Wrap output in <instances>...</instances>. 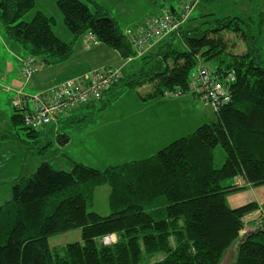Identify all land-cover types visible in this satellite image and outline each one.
I'll list each match as a JSON object with an SVG mask.
<instances>
[{"label":"trees","instance_id":"1","mask_svg":"<svg viewBox=\"0 0 264 264\" xmlns=\"http://www.w3.org/2000/svg\"><path fill=\"white\" fill-rule=\"evenodd\" d=\"M87 1L56 0L70 42L55 35L54 19L41 12L28 22L21 20L35 7L34 0H0V25L9 41L42 62L41 69L67 62L75 43L87 35L122 60L132 57L118 25L100 5ZM199 1L210 5L218 0ZM189 18L141 57L143 64L121 77L109 93L122 82V89L150 87L143 101L177 89L182 96L190 93L191 70L203 65L220 83L234 73L231 101L212 111L190 93L213 113L214 121L149 157L103 170L72 163L70 172L43 162L30 176L19 177L11 199L0 206V264H221L237 241L232 264H264V227L244 238L239 235L243 219L257 212L258 204L231 209L226 203L228 195L245 189L237 188L238 179L264 186V60L259 46L263 15L208 14L184 27ZM236 39L243 45L239 52L234 51ZM11 122L28 137L40 136L24 126L16 111ZM58 139L61 144L67 141L65 135ZM219 146L225 160L215 169L213 151ZM101 185L110 187L111 214L105 217L87 211V199ZM66 189L75 194L55 201ZM261 217L264 222V204ZM77 228L81 242L49 246L50 236ZM108 236L114 241L105 243Z\"/></svg>","mask_w":264,"mask_h":264},{"label":"rangeland","instance_id":"2","mask_svg":"<svg viewBox=\"0 0 264 264\" xmlns=\"http://www.w3.org/2000/svg\"><path fill=\"white\" fill-rule=\"evenodd\" d=\"M81 1L88 3L87 0ZM92 1L100 5L118 25L120 31L124 32L125 29L142 24L152 16L168 11L171 6L173 9L178 10L179 5L184 0ZM34 2L35 7L26 13L21 20L28 22L36 12H41L54 19L55 24L52 29L55 35L65 42H70L72 36L63 23V18L56 6V0H34ZM208 14L217 17H251L256 16L258 12L256 11V5L252 4L250 0H218L210 5L197 1L195 8L190 13L189 20L183 26L192 25L195 22L194 19H200ZM133 24L135 25L132 26ZM0 33L2 37L5 36L1 25ZM227 38L234 40L233 35H228ZM236 40L238 46L234 51L239 52V50H242L243 45L238 39ZM259 46L262 48L260 55L264 60V44H261V40ZM76 47H78V42L74 45L75 51ZM0 50H2L1 40ZM108 51L113 52L109 49ZM18 52L23 53L20 48ZM26 56L28 55L20 58ZM110 57V55H99L98 59L106 61ZM95 61L96 56L83 57L76 53L69 61L56 66H46L35 76L36 78L40 75L41 77L46 76L45 83L48 84L46 88L48 89L59 82L73 78L74 75L94 69L93 67L96 66ZM142 64L143 61L140 58L135 59L131 61V64H128V68L133 72ZM128 72V69L122 71L124 77ZM0 85L4 84L0 82ZM121 85L122 82L118 84L119 87L114 92H107L103 99L70 111L68 116L61 119L57 124H50L37 129L40 133L37 139L27 137L24 132L17 139L9 135L10 129L5 122V113L0 112V132L10 136L0 142L1 161L5 157L17 156L20 154L21 149L26 150V145L29 152L24 159V167L14 165L16 161L21 160L20 156L22 154L16 158L3 161L0 166L5 165L6 170L12 175H18L21 171V176L24 177L34 173L43 162L48 163L57 171L70 172L72 163H81L97 170H103L108 166L149 157L174 140L190 134L200 125L214 121L213 113L203 109L197 99L190 93H185L179 97L174 95L164 96L156 99V101H143L141 97L150 91V87L122 89ZM36 93V91H31L25 95L32 97ZM7 96L10 95L0 91V105L2 109H6L11 115L13 108ZM28 100L31 102L30 99ZM103 106L105 107L103 108ZM62 135L67 137V141L63 144L58 139ZM38 139L39 142H35ZM44 145H46V148L40 150V147ZM135 145L136 147L139 145L141 149L128 150V148L132 149ZM31 152L33 156L30 155ZM224 160L225 154L222 148L220 146L216 147L213 151L214 168H220ZM2 183L8 187L10 198L15 180L11 182L2 179ZM109 193L110 187L108 185L95 187L91 199H87V211L96 212L103 217L109 216L111 214L108 201ZM73 194H75L73 189H66L54 197V200L58 201ZM160 200L157 201V205H161ZM151 214H153V211ZM251 214L247 215V223L251 221V218H248ZM250 223L252 222L248 224ZM75 242H81V229L79 228L55 234L48 238L50 247L61 248ZM237 249L238 241L226 250L221 264H232Z\"/></svg>","mask_w":264,"mask_h":264},{"label":"built area","instance_id":"3","mask_svg":"<svg viewBox=\"0 0 264 264\" xmlns=\"http://www.w3.org/2000/svg\"><path fill=\"white\" fill-rule=\"evenodd\" d=\"M199 0H184L179 5L178 10H166L159 15L152 16L142 24L127 28L123 35L129 42L134 55L125 60L130 63L135 59L143 57L151 51L165 37L178 29L189 17ZM95 37L87 35L82 40L85 50H90L97 45ZM19 61L18 74L23 83H27L42 68L39 59L26 56L17 57ZM210 72L203 66L198 65L191 70L188 77V92L195 94L203 107L216 111L219 105L226 104L232 99L229 88L234 82V73L227 77V81L217 82L210 77ZM122 77L120 68L100 67L86 72L82 75L59 82L56 85L28 97L22 92H17L12 105L17 114L23 118L24 126L33 130L42 128L50 124H57L60 119L68 116V113L82 105H88L102 99L109 90L119 82ZM2 72L0 70V82ZM6 93L11 92V88L0 85ZM182 92L169 91L165 96H179ZM31 102H29V100ZM237 188H245L246 185L241 180H236ZM249 217V216H248ZM247 216L243 219V227L247 226ZM258 224V223H256ZM254 224V225H256ZM252 225V226H254ZM105 243L114 241L113 236L104 238Z\"/></svg>","mask_w":264,"mask_h":264},{"label":"crops","instance_id":"4","mask_svg":"<svg viewBox=\"0 0 264 264\" xmlns=\"http://www.w3.org/2000/svg\"><path fill=\"white\" fill-rule=\"evenodd\" d=\"M250 1L252 4L256 5V11L258 13H261L263 15V19H264V0H250ZM170 9H173V7L171 6ZM134 25L135 24H133L132 26H134ZM0 40H1V44H2V50H0V70L2 72L1 83L10 87L12 90L11 92L6 93V94L10 95L9 97L8 96L7 97H8V100L11 101V105H12L13 99L17 96V92H19V91L22 92L23 94H26V93H30L31 91H36L37 93H40L41 91L45 90L48 87V84L45 83L47 80L46 76L41 77V75H40L36 78V76H35L36 74H35L34 75L35 77L33 76V78L28 83H26V84L23 83V81L20 79L19 74H18L19 61L17 60V57L25 56V54L21 53V52L19 53L18 52L19 48L15 44H13L11 41H9L5 36L2 37L1 33H0ZM77 42H78V47H76V51L74 50L73 56L76 53H78L80 56H83V57L96 56V61H95L96 66L93 68L115 67V68H120L121 72L125 69H128V71H129L128 73L131 72L128 68V64H131V62L126 63L125 60H122L117 55V53L109 52L108 49H106L100 43H98L97 45H94L90 50H85L82 46V40L77 41ZM261 44L262 45L264 44V20H263V33H262V37H261ZM99 55H110L111 57H110V59H107L106 61H104V60L98 59ZM40 71L38 73H40ZM128 73H126V74H128ZM82 74H84V73H81L79 75H82ZM79 75H74V77L79 76ZM123 76L124 75L122 73V77ZM0 91H2V90L0 89ZM154 101H156V99ZM12 108H14L13 105H12ZM0 112L5 113V116H6L5 122L8 124V128L10 129L9 135H11L17 139V138H19L20 135H23L22 132H24L25 135L27 136L26 132L23 129H19V128L15 127L11 122V116L15 112L14 109H13V113H11V115H10L9 112H7L6 109H2V107L0 105ZM7 137H10V136H8L7 134L3 135V133L0 132V142H3L5 140V138H7ZM146 143H148V142H146ZM141 146H142V144H141ZM137 148H139V145H137V147H136V145L133 146L132 149L128 148V150H130V151L134 150L135 151V149H137ZM140 149L141 148H139V150ZM27 150H28L27 145H26V150H22V149L20 150V154H22L20 156L21 160H18L19 164H18V161H16L14 163V165L16 167H24V163H25L24 159L26 158L27 153H29ZM20 154H18L17 156L5 157V158H3L2 161L0 159V165L2 164L3 161H6L9 158H11V159L16 158ZM30 155L33 156V153L31 152ZM0 158H2V157L0 156ZM19 171H20V169H19ZM19 177H24V176H21V171L19 172L18 175H12L6 170L5 165L0 166V206L3 205L2 203L9 198V194H10L8 187L3 185L2 179H5V180L11 181V182H13L15 180V182H16ZM233 183H234V181H233ZM10 199H11V196L8 200H10ZM251 202L257 203L259 206V210L256 213H253L248 217V218H251V221H249V222H252V223L248 224L247 226H249V225L252 226L256 223L262 222L261 216H262V205L264 204V187H262V186L246 187L242 191H239L237 193H232L226 197V203L231 209L238 208L242 205H245V204L251 203Z\"/></svg>","mask_w":264,"mask_h":264},{"label":"water","instance_id":"5","mask_svg":"<svg viewBox=\"0 0 264 264\" xmlns=\"http://www.w3.org/2000/svg\"><path fill=\"white\" fill-rule=\"evenodd\" d=\"M170 11L173 12V9H170ZM260 227H261V228L264 227V222H263V221H262L261 223H258V224H256V225H254V226H251V227H249V228H247V227H243V228H242V231L240 232L239 235H240L241 238L247 237V236L250 235L253 231H257V230H259Z\"/></svg>","mask_w":264,"mask_h":264},{"label":"bare ground","instance_id":"6","mask_svg":"<svg viewBox=\"0 0 264 264\" xmlns=\"http://www.w3.org/2000/svg\"><path fill=\"white\" fill-rule=\"evenodd\" d=\"M229 73H230V71H229ZM233 74V73H232ZM227 75V74H226ZM214 76H216V75H214ZM234 77H235V75H234ZM227 78V77H226ZM227 80V79H226ZM218 81H220V79L218 80ZM222 82V81H221ZM228 103V102H227ZM251 238V237H250Z\"/></svg>","mask_w":264,"mask_h":264}]
</instances>
